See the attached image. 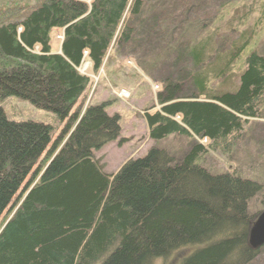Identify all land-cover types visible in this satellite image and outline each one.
<instances>
[{
    "label": "trees",
    "instance_id": "obj_1",
    "mask_svg": "<svg viewBox=\"0 0 264 264\" xmlns=\"http://www.w3.org/2000/svg\"><path fill=\"white\" fill-rule=\"evenodd\" d=\"M167 1L14 0L0 8V104L23 99L65 123L54 141L53 126L12 122L0 107V264H252L260 254L249 245L258 216L250 202L263 186L204 165L211 153L231 155L246 127L264 119V55L244 51L248 42L212 82L200 70L210 41L220 38L223 53L235 37L193 35L184 50L195 67L188 82L161 80V110L145 113L148 137L189 138L180 159L152 148L107 174L95 155L120 140L121 117L107 113L112 102L74 110L93 85L78 71L86 60L96 74L111 50L130 49L147 29L168 44L191 20L205 35V21L189 19L194 0H173L170 11ZM234 59L244 68L237 89L215 90Z\"/></svg>",
    "mask_w": 264,
    "mask_h": 264
},
{
    "label": "rangeland",
    "instance_id": "obj_2",
    "mask_svg": "<svg viewBox=\"0 0 264 264\" xmlns=\"http://www.w3.org/2000/svg\"><path fill=\"white\" fill-rule=\"evenodd\" d=\"M13 1L0 0V8ZM194 1L198 8L193 10L189 19L205 21L207 25L205 35L197 27V22L192 23L190 20L184 29L180 26L176 28L173 41L168 45L166 37L160 34L147 36V29L136 39L138 42L134 43L130 49L111 50L103 68L96 74L89 60L83 62L78 68L81 75L91 78L93 85L85 99L75 105L74 110L83 114L90 105L112 102L113 105L108 109V114L110 116L118 114L121 117L122 137L118 141L120 142L121 138H125V141L120 144L119 142L111 143L95 155L104 164V171L107 174H116L130 159L145 157L151 148L165 150L180 159L191 147L189 138L172 136L161 142L151 140L148 137L145 113L153 107L155 109L149 110L150 112L161 110L157 95L162 89V79L170 77L173 80L188 82L189 69L192 70L195 67L190 58L185 59L187 57H185L184 50H186L185 47L191 45L193 35L202 34L204 39L213 34L209 32L216 30L222 39L230 41L233 35L235 37L232 39L234 44L223 53H216L218 42H221L220 38L210 41L207 53L205 52L204 63L200 66L204 74L202 77H208L209 81L215 79L225 69L223 64L226 63L231 53L238 50L244 53L240 47L246 42L248 46L244 51L254 49L264 55V0ZM19 2L24 3V0H19ZM172 5L173 0H168L169 11ZM150 6L152 8L153 4L150 3ZM246 14H249L248 20L242 24V18ZM145 17L150 16L146 14ZM179 17L180 20L184 19L182 16ZM54 44L56 50L59 51L60 43L57 39ZM210 56L212 59H209ZM239 63L238 59H234L232 68L226 71L228 76L221 81L214 82L215 90L235 91L237 89V78L244 69ZM148 67L151 70L150 73ZM191 88V82L186 83L185 92L189 93ZM123 89H126L125 98L121 94ZM0 107L12 122L31 121L53 126L54 141L65 128V123H60L54 114L43 111L23 99L8 98L0 104ZM176 120L178 121V118ZM246 133L245 141L241 146L236 147L231 155L211 153L210 156H206L207 164L204 165L216 173L231 172L242 179L261 184L263 190L250 202V212L260 215L264 211V119L253 121L246 127ZM197 141L204 146L208 144L206 140L197 139ZM168 259L170 263H174L178 260V256L173 257L172 255ZM252 264H264V247L261 248L260 254Z\"/></svg>",
    "mask_w": 264,
    "mask_h": 264
},
{
    "label": "water",
    "instance_id": "obj_3",
    "mask_svg": "<svg viewBox=\"0 0 264 264\" xmlns=\"http://www.w3.org/2000/svg\"><path fill=\"white\" fill-rule=\"evenodd\" d=\"M249 236V245L253 250H259L264 246V212L256 218Z\"/></svg>",
    "mask_w": 264,
    "mask_h": 264
},
{
    "label": "bare ground",
    "instance_id": "obj_4",
    "mask_svg": "<svg viewBox=\"0 0 264 264\" xmlns=\"http://www.w3.org/2000/svg\"><path fill=\"white\" fill-rule=\"evenodd\" d=\"M122 139H125V138H122ZM125 163H126V162H125ZM125 163H124V164H125ZM124 164H123V165H124ZM123 165H122V166H123ZM263 212H264V211H263ZM261 213H262V212H261ZM261 213H260V214H261ZM258 216H259V215H258ZM258 216H257V217H258ZM249 239H250V236H249ZM263 247H264V246H263ZM259 250H260V249H259Z\"/></svg>",
    "mask_w": 264,
    "mask_h": 264
}]
</instances>
